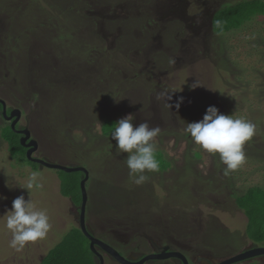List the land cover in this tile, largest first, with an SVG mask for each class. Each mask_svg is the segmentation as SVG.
Wrapping results in <instances>:
<instances>
[{"label":"rangeland","instance_id":"rangeland-1","mask_svg":"<svg viewBox=\"0 0 264 264\" xmlns=\"http://www.w3.org/2000/svg\"><path fill=\"white\" fill-rule=\"evenodd\" d=\"M241 1L0 0V100L20 110L21 129L38 143L35 157L87 169L86 221L114 249L150 251L144 233L199 264L254 246L248 219L264 228V16L225 34L212 24L216 11ZM210 106L257 125L244 146L245 163L229 175L219 154L183 131ZM130 114L134 125L161 129L155 143L166 169L148 173L141 186L130 182L128 154L103 128ZM8 126L0 113V217L23 195L47 211L52 227L17 252L0 219V264H49L66 254L61 244L73 231L83 243L73 256L83 253L91 264L78 209L61 193L66 179L81 206L75 184L82 172L33 168L26 152L11 153L6 140L15 131ZM33 171L43 187L30 196L23 187ZM245 194L251 198L240 206L247 216L236 203ZM104 256V264H120Z\"/></svg>","mask_w":264,"mask_h":264},{"label":"clouds","instance_id":"clouds-1","mask_svg":"<svg viewBox=\"0 0 264 264\" xmlns=\"http://www.w3.org/2000/svg\"><path fill=\"white\" fill-rule=\"evenodd\" d=\"M192 87L196 88L198 84ZM171 99V95H167V100ZM179 106L176 105L177 108ZM134 119L131 114L120 119L111 127V137L116 141L117 151L128 154L126 165L130 182L141 186L150 179L148 173L160 169L161 160L155 139L161 129L147 122L134 125ZM183 131L204 151L219 154L220 162L225 166L223 173L229 175L245 163L244 146L256 135L257 125L247 119L237 118L235 114H221L215 106H210L201 121L186 123ZM39 176L38 171L31 172L23 187L30 192V196L33 189L43 187L38 182ZM0 219L12 234L9 246L17 252L47 238L52 227L47 211L38 209L32 199L26 201L23 195L13 200L12 209Z\"/></svg>","mask_w":264,"mask_h":264},{"label":"water","instance_id":"water-1","mask_svg":"<svg viewBox=\"0 0 264 264\" xmlns=\"http://www.w3.org/2000/svg\"><path fill=\"white\" fill-rule=\"evenodd\" d=\"M0 103L3 106L4 119L12 121L11 128L16 133L23 135V137L20 139V143L24 148L28 149L26 152V156L30 162L38 164L40 167L45 166L51 169L61 170L64 172H69V173L82 172L84 174V177L80 182V188L82 192V203L80 209L77 212L76 217H77V221L79 222V227L82 233L90 242L91 251L95 255L96 259H98L96 262L97 264H104L105 260L103 255L96 249V247H99L101 250L108 253L113 259H115L120 264H144L148 261L167 260L170 258L178 259L181 264H189L187 258L182 253L178 251H169L170 249L169 246L163 247L161 249L157 248L155 249V253L147 255L143 257L141 260L135 262L133 260H135L138 256H142L141 254H133L131 256V259H127L124 256H122L112 246L103 242L99 238L95 237L86 223V205L88 201L86 185L89 180V172L87 171V169L79 166L76 167V166H64L60 164H55L47 161L46 159L35 157L34 154L38 149L37 141L31 139V134L27 128L22 130L16 129V125L18 124L21 117L20 110L14 109L10 113V115H8L6 104L2 100H0ZM260 256H264V247L261 246V247L247 248L236 255H233L229 258L220 261L218 264H237Z\"/></svg>","mask_w":264,"mask_h":264},{"label":"trees","instance_id":"trees-1","mask_svg":"<svg viewBox=\"0 0 264 264\" xmlns=\"http://www.w3.org/2000/svg\"><path fill=\"white\" fill-rule=\"evenodd\" d=\"M256 16H264V0H243L241 2H237L234 4H228V5L224 6L223 8H221L220 10H218L214 13V16L212 19L213 30L216 31L218 34H225L227 32H230L231 30L240 28L244 23L252 20ZM246 18L248 20L245 21ZM64 37H65V35L60 36V38H64ZM109 124H111L112 126L115 125L114 122H111ZM105 125H107V124L105 123ZM8 128L10 131H12L10 126L6 127L5 130ZM103 128H104L105 133L111 132V128H107V126L103 127ZM12 132H11V134L13 137H11V138L8 137L9 139L6 140L8 145H9V149L14 156L22 155L21 151L23 150L24 151L23 156H24L26 149L22 145H20L19 135L16 132H13V133ZM20 157H22V156H20ZM28 162L30 163V165L33 166V168L38 167V164L32 163L30 161H28ZM165 169L166 168H164V169L160 168L159 170L163 171ZM83 177H84V174H83ZM64 180L66 181L65 182L66 187H64V191H62V189H61V193L64 194V196H66V197L70 196V199L73 202V204L78 206L77 202L73 200V199H75V196L72 195V189H70V187L72 185L68 184V180H66V179H64ZM63 183H64V181H63ZM75 186L79 187L80 185H79V183H76ZM73 187H74V185H73ZM67 189H69L68 192L65 191ZM79 190H80V187H79ZM250 192L251 191L249 190V192L247 194H249ZM245 195L237 197L236 203L239 206V208L241 210H243L247 216V213H246L244 207L240 206V205H242L241 204L242 202H245V199L251 198V196L248 197V195H246L247 198L246 197L244 198ZM240 199H241V203H240ZM248 221H249L251 226L246 231L247 237L249 239H251V241L255 242L256 244H264L263 222H260L257 224H251L250 219H248ZM74 233H75V231H73L69 236H67V238L61 244L65 247H67L66 250H68V251L66 252V254L61 253L62 255L60 254L58 257L52 259L51 262L49 260V264H87V262H86L87 258L84 257L83 253H79V254L73 256V254H74L73 247L75 248L76 252L79 250L81 251L83 248L82 237L78 238L74 235ZM81 234H82L83 238L87 239L83 233H81ZM93 255L94 254L92 252V256ZM96 262H97L96 257L94 258L93 261L91 260V264H97ZM88 264H90V263H88ZM250 264H258V263L253 261Z\"/></svg>","mask_w":264,"mask_h":264},{"label":"flooded vegetation","instance_id":"flooded-vegetation-1","mask_svg":"<svg viewBox=\"0 0 264 264\" xmlns=\"http://www.w3.org/2000/svg\"><path fill=\"white\" fill-rule=\"evenodd\" d=\"M214 16V15H213ZM213 19V18H212ZM13 111V108H10V107H8L7 106V114L8 115H10V113ZM0 113H1V116L3 117V106H2V104L0 103ZM3 119H4V117H3ZM9 123H10V126H11V123H12V121H9V120H7ZM16 129L17 130H22L21 129V127H20V124L18 123L17 125H16ZM19 135V138L21 139L22 137H23V135H21V134H18ZM31 139H34L33 137H31ZM30 141V140H29ZM28 141V142H29ZM26 149V152H27V148H25ZM45 159V158H44ZM87 204H88V201H87ZM75 205V204H74ZM76 208L79 210L80 209V206L78 207V206H76ZM77 212L78 211H76V215H77ZM86 223H87V221H86ZM87 225H88V223H87ZM88 227L90 228V230H91V232H92V234L95 236V233L93 232V230L91 229V227L88 225ZM141 236L143 237V238H145L146 239V241L148 242L147 244H148V247L150 248V251L149 250H145V249H142L141 247V249L140 250H137V251H128V253H126L125 251H121V250H117L121 255H123L125 258H127V259H131V256L133 255V254H141L142 256H138L135 260H133V261H135V262H137V261H139V260H141L143 257H145V256H147V255H150V254H153V253H155V249H157V248H159V249H161V248H163V247H166V246H169L170 247V249H169V251H178V252H180V253H182L186 258H187V260H188V262H189V264H193L192 263V261L191 260H189V258L186 256V254L184 253V252H182V251H180L179 249L177 250L176 249V247L175 246H171V245H169V243H165V241H163V240H160V239H158V238H153V237H151V236H149V235H146V234H144V233H142L141 234ZM96 237V236H95ZM105 242V241H104ZM105 243H107V242H105ZM108 244V243H107ZM110 245V244H109ZM110 246H112V245H110ZM141 246L143 247V245L141 244ZM264 247V244H256V243H254V246H251V247H249V248H254V247ZM112 247H114V246H112ZM146 248H147V246H146ZM96 249L103 255V257H104V260H106L105 259V256H104V254L105 255H107L108 257H110V258H112L108 253H106V252H104L103 250H101L99 247H96ZM113 259V258H112ZM98 260V259H97ZM115 260V259H114ZM167 260H172V261H174V263L175 264H181L180 263V261L178 260V259H175V258H170V259H167ZM167 260H155V261H167ZM222 260H224V259H222ZM222 260H220V261H222ZM116 261V260H115ZM155 261H148V262H146V263H154ZM220 261H212V260H208V261H206V263H205V261H203V260H201V258H198V262H199V264H218ZM257 262L258 264H264V256H260V257H256V258H253V259H250V260H247L246 262ZM146 263H144V264H146ZM237 264H239V263H237Z\"/></svg>","mask_w":264,"mask_h":264}]
</instances>
